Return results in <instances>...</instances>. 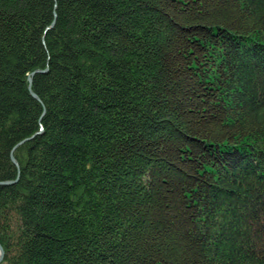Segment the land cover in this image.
Masks as SVG:
<instances>
[{
	"label": "trees",
	"instance_id": "1",
	"mask_svg": "<svg viewBox=\"0 0 264 264\" xmlns=\"http://www.w3.org/2000/svg\"><path fill=\"white\" fill-rule=\"evenodd\" d=\"M2 182V264H264V0H0Z\"/></svg>",
	"mask_w": 264,
	"mask_h": 264
},
{
	"label": "water",
	"instance_id": "2",
	"mask_svg": "<svg viewBox=\"0 0 264 264\" xmlns=\"http://www.w3.org/2000/svg\"><path fill=\"white\" fill-rule=\"evenodd\" d=\"M37 73H42V71H36L34 73H32L30 76H29V91H30V94L33 98H35L36 100L40 101V98L33 92L32 90V83H33V77L35 76V74ZM27 140L19 143L16 148L22 146ZM12 161L14 162V164L18 167V169L20 168V165L18 163V161L16 160L14 154H12ZM15 182H2L0 183V185H12L14 184ZM5 256H6V251L3 247V245L0 243V264H2L5 260Z\"/></svg>",
	"mask_w": 264,
	"mask_h": 264
}]
</instances>
